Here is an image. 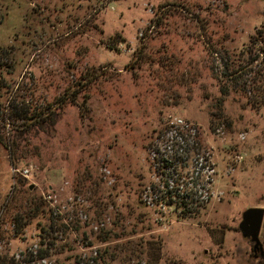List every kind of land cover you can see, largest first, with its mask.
<instances>
[{
    "label": "rangeland",
    "instance_id": "rangeland-1",
    "mask_svg": "<svg viewBox=\"0 0 264 264\" xmlns=\"http://www.w3.org/2000/svg\"><path fill=\"white\" fill-rule=\"evenodd\" d=\"M3 4L0 264H264V0Z\"/></svg>",
    "mask_w": 264,
    "mask_h": 264
},
{
    "label": "trees",
    "instance_id": "trees-1",
    "mask_svg": "<svg viewBox=\"0 0 264 264\" xmlns=\"http://www.w3.org/2000/svg\"><path fill=\"white\" fill-rule=\"evenodd\" d=\"M4 0H0V26L3 24L4 19L6 18L7 12L4 11V4H3ZM52 108V106H49V109ZM25 116V117H24ZM38 116V119H41V114H33L30 113V109L28 107L25 108L24 111V115L23 118L24 120L28 121L31 120L33 117ZM45 120V118H43ZM176 133H180L179 131H177ZM182 139L184 140L185 136L184 134H181ZM186 140V139H185ZM192 179L190 180H185L184 183L186 184V190L185 188H183V185L181 186L183 188V190L181 188H177L176 187H172V190H170L169 188H167V192L169 195L164 194L161 198V203H163V205L165 204L166 206H169L170 208H174V210L178 211L179 209H181V213H183V209L185 210V208L187 209H191V207L193 206V204L196 203V199H200L198 196V184L195 182V180L193 179L194 177L191 176ZM194 181V182H192ZM176 182V181H175ZM168 187H171V185L169 183H167ZM174 186V185H173ZM180 186V185H178ZM175 189V190H174ZM195 199V200H194ZM192 205V206H191ZM42 258H45V256H41Z\"/></svg>",
    "mask_w": 264,
    "mask_h": 264
},
{
    "label": "water",
    "instance_id": "water-1",
    "mask_svg": "<svg viewBox=\"0 0 264 264\" xmlns=\"http://www.w3.org/2000/svg\"><path fill=\"white\" fill-rule=\"evenodd\" d=\"M264 221V208L251 207L244 211L239 229L245 238L254 243L255 256L260 249L263 252V243L260 238L261 229Z\"/></svg>",
    "mask_w": 264,
    "mask_h": 264
},
{
    "label": "built area",
    "instance_id": "built-area-1",
    "mask_svg": "<svg viewBox=\"0 0 264 264\" xmlns=\"http://www.w3.org/2000/svg\"><path fill=\"white\" fill-rule=\"evenodd\" d=\"M178 123H180V124H182V125L184 124V122H183L182 120H178ZM169 126H170V125H169ZM170 128H172V126H170ZM174 130H176V129H174ZM14 171L17 172L15 168H14ZM29 171H30L29 169H25V170L22 172V174H23V175H28Z\"/></svg>",
    "mask_w": 264,
    "mask_h": 264
}]
</instances>
